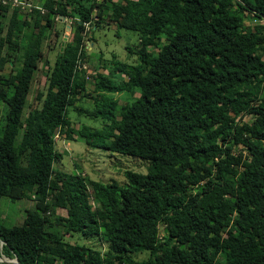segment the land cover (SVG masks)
Wrapping results in <instances>:
<instances>
[{"label":"trees","instance_id":"16d2710c","mask_svg":"<svg viewBox=\"0 0 264 264\" xmlns=\"http://www.w3.org/2000/svg\"><path fill=\"white\" fill-rule=\"evenodd\" d=\"M19 5L11 6L0 47L18 46ZM42 7L30 8L34 27L68 16L73 33L47 63L43 90L24 115L40 31L24 33L14 69L15 52L0 54V69L10 67L0 73V195L34 197L20 223L0 222V264H16L13 257L19 264H264V0H44ZM107 20L133 30L137 45L131 61L112 54L107 71L89 82L97 95L86 94L82 31L87 23L93 38ZM88 96L92 107L76 102ZM70 108L99 124L70 127ZM243 114L248 124L239 122ZM57 131L148 164L124 169L122 184L62 171L53 166ZM235 141L244 154L235 153ZM90 237L104 249L84 241Z\"/></svg>","mask_w":264,"mask_h":264},{"label":"rangeland","instance_id":"374dc122","mask_svg":"<svg viewBox=\"0 0 264 264\" xmlns=\"http://www.w3.org/2000/svg\"><path fill=\"white\" fill-rule=\"evenodd\" d=\"M22 3L19 5V13L24 16V22L21 17V31H19L18 35L15 36L16 43L18 46L14 45L9 46V43L4 40L3 44L0 47V54L6 50L12 49L11 52H15L17 56L14 60L13 69L18 64V54L21 51L22 43L25 41L24 33L27 31L36 30L40 31V49H41V58L37 61V66L33 71L27 99L24 104L22 115L26 114L27 105L34 104L35 95L38 91L43 90L44 81H45V70L48 66L47 63H50L53 57V54L56 51L58 45L61 44L62 36H65L63 42L66 39H70L73 33L71 30V18L68 16H52L51 24L43 26L36 25L35 27L32 25L33 21V12H30L31 7H37L42 10V2L44 0H20ZM116 1V0H112ZM106 4L109 6L110 1H107ZM10 4H8L7 9L0 10V36H4L6 32V28L9 22ZM44 10V8H43ZM42 10V11H43ZM41 11V12H42ZM108 11V9H106ZM28 12V13H27ZM104 19L107 16H103ZM244 22L248 23L250 19L246 16L243 17ZM28 22V23H27ZM107 22V24H105ZM105 23H101L102 26L99 28H95L93 30V38L87 37L85 34V30L88 29L89 26L84 24V30L82 31V47L86 48V56H84L83 62L80 65L82 68V74L86 77V94L97 95L96 91L89 85L92 80V75L98 70L102 72L107 71V67H104V63H107L109 58L114 54L120 60L123 61H131L133 59V48L137 45V36L133 30L124 29V28H115L111 24L109 20L105 21ZM68 24V27L66 26ZM105 24V25H104ZM109 24V25H108ZM17 23L13 24L14 29H16ZM59 29V33L56 34L55 30ZM13 38V35H11ZM10 37V38H11ZM14 41H12L13 43ZM9 46V47H8ZM46 59V62L44 61ZM10 70V67L5 63L0 69V73L6 74ZM114 97H120V94L113 93ZM122 95V94H121ZM92 100V96H88L85 100H77V103L83 105V107H92L90 104ZM6 107L5 102L0 99V127L3 121V112ZM68 117L70 121V127L76 128L79 123L84 122L90 125H98L100 118H92L83 113L78 114L72 108L69 109ZM250 114H243L240 119V123L248 124L250 122ZM242 123V124H243ZM3 126V125H2ZM243 132V130H241ZM245 132V131H244ZM1 133V131H0ZM74 134V133H72ZM19 136V132L16 134L15 138L17 140ZM74 138L69 139L65 137L61 132H55L53 134V138L55 139L56 151H58V158L54 160L53 166L54 168H58L65 172L70 173H79L81 176H85L86 178L96 179L100 181H108L109 179H115L118 183H124L126 178L124 176V169L130 168L138 171H144L146 165L148 164V160L146 158L130 155L127 153H119V152H111L101 147H93L84 143L82 138L77 136L76 134L72 135ZM235 153L244 154L243 147L238 144V141H235L234 144ZM84 177V178H85ZM34 197H32V193L29 196L10 199L6 195H0V222L4 225H12L20 223L26 208H30L33 206ZM54 213L57 215H64L65 209L62 207L55 206ZM163 225H159V235L162 234ZM84 241L94 247H98L101 250L104 249L105 244L103 241L96 239V237H90L84 239ZM158 254H161L158 251ZM143 254L138 253L137 257H141ZM3 258V257H2Z\"/></svg>","mask_w":264,"mask_h":264},{"label":"built area","instance_id":"2783aa9c","mask_svg":"<svg viewBox=\"0 0 264 264\" xmlns=\"http://www.w3.org/2000/svg\"><path fill=\"white\" fill-rule=\"evenodd\" d=\"M0 2H2V3H9L12 6L22 3V1H20V0H0Z\"/></svg>","mask_w":264,"mask_h":264},{"label":"water","instance_id":"95a60500","mask_svg":"<svg viewBox=\"0 0 264 264\" xmlns=\"http://www.w3.org/2000/svg\"><path fill=\"white\" fill-rule=\"evenodd\" d=\"M66 26L68 27V24H66ZM64 38H65V36H62L61 44H60V45H62ZM9 261H13V262H15L16 264H19L15 257H13V258H9Z\"/></svg>","mask_w":264,"mask_h":264}]
</instances>
